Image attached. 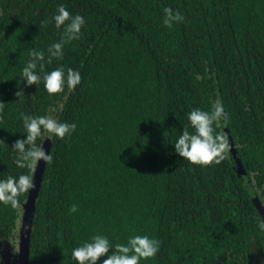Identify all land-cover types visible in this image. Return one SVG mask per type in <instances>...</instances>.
<instances>
[{
  "label": "trees",
  "instance_id": "16d2710c",
  "mask_svg": "<svg viewBox=\"0 0 264 264\" xmlns=\"http://www.w3.org/2000/svg\"><path fill=\"white\" fill-rule=\"evenodd\" d=\"M60 5L85 25L44 71L72 68L81 83L49 95L43 82L28 86L22 69L32 50L47 61L62 39L53 20ZM165 8L183 21L165 26ZM216 100L228 114L217 128L228 153L192 165L174 144L185 127L193 131L190 111ZM0 102V180L29 174L12 148L26 138L22 115L76 125L43 141L53 159L36 195L27 264H77L72 250L94 235L112 250L135 235L159 240L140 264H217L219 244L231 242L222 264H234L252 236L264 244V217L242 181H264V0H0ZM20 220L0 204L2 236Z\"/></svg>",
  "mask_w": 264,
  "mask_h": 264
},
{
  "label": "clouds",
  "instance_id": "9594fccd",
  "mask_svg": "<svg viewBox=\"0 0 264 264\" xmlns=\"http://www.w3.org/2000/svg\"><path fill=\"white\" fill-rule=\"evenodd\" d=\"M163 23L171 27L174 22H182L184 17L179 12H174L171 8L164 9ZM55 27H63L62 39L53 43L48 49V59L45 61L43 51L32 50L29 55L30 61L22 69L23 80L28 86L38 85L43 82L44 89L49 95L62 93L65 87L69 92L74 91L81 83V75L78 71L68 68L65 71L63 66L57 67L50 72H45V62L51 63L52 59L62 60L64 55V45L81 37V29L85 25V20L80 15L73 16L65 6L57 7V14L53 16ZM39 65L40 72L36 71ZM15 95H23L22 91H17ZM4 109V103L0 102V112ZM228 114L224 111L219 100L212 104L210 111L195 108L188 114L189 126L193 129L189 132L185 127L182 134L174 144L176 154L187 160L192 165L210 166L213 163L219 164L229 150V143L222 132L217 128L221 121H226ZM23 127L26 138L16 139L12 148L17 154L15 164L18 168L29 169V174H21L18 178L8 176L0 180V204L10 206L20 215L23 212V205L20 197L29 193L35 188L34 172L40 161L52 163V155L46 152L43 141L55 136L64 139L76 128L75 124L61 123L54 116L22 115ZM47 134V135H45ZM37 140H41L37 144ZM70 212H76L77 207L73 205ZM261 231H264V220L258 224ZM160 241L150 238L148 235H135L129 237L127 243H117L113 245L103 235H94L90 242L85 241L82 246L74 248L71 257L77 264H97L101 257L102 264H140L142 260L152 259L159 251ZM111 253V254H109Z\"/></svg>",
  "mask_w": 264,
  "mask_h": 264
},
{
  "label": "flooded vegetation",
  "instance_id": "af4514ba",
  "mask_svg": "<svg viewBox=\"0 0 264 264\" xmlns=\"http://www.w3.org/2000/svg\"><path fill=\"white\" fill-rule=\"evenodd\" d=\"M223 130L226 131L225 125H223ZM244 184L248 189V193L251 196L252 200L254 201L255 205L257 206L258 212L260 213L262 219V212L260 211L259 207L261 204L264 207V181H258L254 179V177L250 176L247 179H243ZM264 220V219H263ZM19 224L16 223L15 226L9 228V236H2L0 231V240L4 239L6 242L0 241V264H20V256L19 255V248L20 244H18V237H19ZM259 233L264 235V231L258 230ZM239 237V236H238ZM8 244L9 251L4 250V246ZM247 243V244H246ZM246 250L238 254V259L234 260V264H264V244L262 241L259 240L257 236H252L251 242H245ZM219 246L223 247L225 250L223 254L216 258L217 264H222L226 257L228 258L232 255L233 252V242L231 243H221ZM218 251V250H217ZM30 255V249L28 250ZM247 258L245 261L244 258ZM230 260L226 261L225 264H232L229 263ZM27 262H29V258L27 257Z\"/></svg>",
  "mask_w": 264,
  "mask_h": 264
},
{
  "label": "water",
  "instance_id": "95a60500",
  "mask_svg": "<svg viewBox=\"0 0 264 264\" xmlns=\"http://www.w3.org/2000/svg\"><path fill=\"white\" fill-rule=\"evenodd\" d=\"M42 147L46 152L48 151L47 142H44L42 144ZM44 165H45V162L40 161L35 169V172L33 174L35 188L29 191L27 201L24 206L25 209H24V213L22 216V231H21L22 236H21V243H20V264H27L28 248H29V234H30V228H31V223H32V214L34 210L36 195H37L41 175L43 173ZM240 170L241 169H238V171Z\"/></svg>",
  "mask_w": 264,
  "mask_h": 264
},
{
  "label": "rangeland",
  "instance_id": "374dc122",
  "mask_svg": "<svg viewBox=\"0 0 264 264\" xmlns=\"http://www.w3.org/2000/svg\"><path fill=\"white\" fill-rule=\"evenodd\" d=\"M259 207H262V209L260 208V211L262 212V215H263V217H264V207H263V205L261 204ZM24 213V212H23ZM23 213L21 214V219H22V215H23ZM19 237H18V244H20L21 243V236H22V234H21V231H22V220H20V224H19ZM0 241H3V242H6V240H4V239H2V240H0ZM6 245L4 246V250L5 251H9V247H8V244L7 243H5ZM19 256H20V248H19V255H18V258H19Z\"/></svg>",
  "mask_w": 264,
  "mask_h": 264
}]
</instances>
